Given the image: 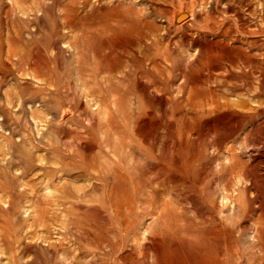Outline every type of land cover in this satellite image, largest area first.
Returning <instances> with one entry per match:
<instances>
[{"label":"rangeland","instance_id":"374dc122","mask_svg":"<svg viewBox=\"0 0 264 264\" xmlns=\"http://www.w3.org/2000/svg\"><path fill=\"white\" fill-rule=\"evenodd\" d=\"M263 82L264 0H0V264H264Z\"/></svg>","mask_w":264,"mask_h":264},{"label":"bare ground","instance_id":"6f19581e","mask_svg":"<svg viewBox=\"0 0 264 264\" xmlns=\"http://www.w3.org/2000/svg\"><path fill=\"white\" fill-rule=\"evenodd\" d=\"M264 83V82H263ZM223 237H225L223 234H221V232L219 231V229H214V230H211V232H207L206 234V238L208 240H210L211 242H213L214 244H217V245H220L222 241H224L225 243V240L222 239ZM153 240V238H152ZM225 247V245H224ZM150 248L152 250L155 251V256H156V264H166L161 258H160V255H161V251H162V248H161V245L158 243V242H152L150 244ZM208 257L211 258V254H207ZM218 255L215 256V262H218Z\"/></svg>","mask_w":264,"mask_h":264}]
</instances>
